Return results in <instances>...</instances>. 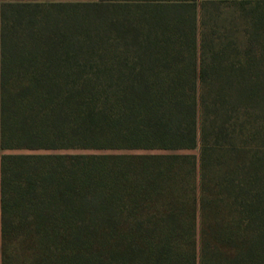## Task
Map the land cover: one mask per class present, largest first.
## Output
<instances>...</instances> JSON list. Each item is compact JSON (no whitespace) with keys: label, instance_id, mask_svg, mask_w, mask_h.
<instances>
[{"label":"trees","instance_id":"trees-1","mask_svg":"<svg viewBox=\"0 0 264 264\" xmlns=\"http://www.w3.org/2000/svg\"><path fill=\"white\" fill-rule=\"evenodd\" d=\"M200 2L0 0L1 264H264V20L198 18L264 0Z\"/></svg>","mask_w":264,"mask_h":264},{"label":"rangeland","instance_id":"rangeland-1","mask_svg":"<svg viewBox=\"0 0 264 264\" xmlns=\"http://www.w3.org/2000/svg\"><path fill=\"white\" fill-rule=\"evenodd\" d=\"M201 2H199V5ZM198 11V18L207 19L209 23L217 24L221 32H226L234 35H242L250 33L253 30V25L258 21V17L264 20V9L260 12L253 10L252 4H241L236 2L205 4ZM23 152H32L38 154H100V153H165L164 150H92V149H66V150H24ZM184 153L197 154V150L183 151ZM3 238L0 224V263L3 258ZM6 245V244H5ZM13 248L10 253V264H21L25 262H33L36 258L34 252L29 246L32 242H13L9 243ZM17 251L15 252V250Z\"/></svg>","mask_w":264,"mask_h":264},{"label":"crops","instance_id":"crops-1","mask_svg":"<svg viewBox=\"0 0 264 264\" xmlns=\"http://www.w3.org/2000/svg\"><path fill=\"white\" fill-rule=\"evenodd\" d=\"M198 1L200 2V1H204V0H198ZM4 152H5L4 150H1V149H0V155H1L2 153H4ZM0 264H1V263H0Z\"/></svg>","mask_w":264,"mask_h":264}]
</instances>
